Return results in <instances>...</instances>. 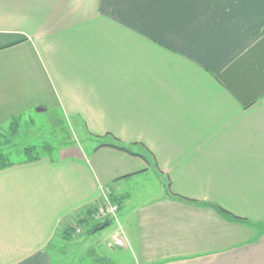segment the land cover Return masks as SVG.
<instances>
[{
    "label": "crops",
    "instance_id": "1",
    "mask_svg": "<svg viewBox=\"0 0 264 264\" xmlns=\"http://www.w3.org/2000/svg\"><path fill=\"white\" fill-rule=\"evenodd\" d=\"M57 110L0 168V264H264V0H0V142ZM103 186L116 229L70 234Z\"/></svg>",
    "mask_w": 264,
    "mask_h": 264
},
{
    "label": "rangeland",
    "instance_id": "2",
    "mask_svg": "<svg viewBox=\"0 0 264 264\" xmlns=\"http://www.w3.org/2000/svg\"><path fill=\"white\" fill-rule=\"evenodd\" d=\"M55 115L57 117L56 120L55 117L51 118L49 112L46 113L34 112L32 114L34 121L28 119V117L24 119L22 118L19 133L17 134V136H13V135L4 136L2 138V143L0 142V146H1L0 150H2L3 148L6 151L5 153L8 154V156L12 161H19L22 160V158L26 157V155L28 154L23 150L24 146L31 143L37 144L34 153L32 152L33 154L42 155V153H46V152L49 153L47 149L48 147L49 148L51 147V149L56 151L62 145L67 144V142L64 140L67 139L68 135L72 134V131L70 130L68 123L63 118H61V112L59 110L56 111ZM75 128L80 129L77 126H75ZM34 130H36V132L41 131V135L36 134L37 139L35 140L33 139ZM78 134L81 140L83 141L80 143L82 146L86 147L87 149L89 146L92 145V141L88 140L87 138L88 136L86 135V133H84L82 130H79ZM7 138L10 140L9 144H6L7 142H9ZM107 188L111 191L110 199H112V201L114 202H117L116 200L117 198L113 195L114 193L112 188L108 186ZM96 214H97V208L90 215L91 219L85 218L74 221V223L72 224V228L69 229L70 234L76 233L78 227H82V231L87 230L89 227L93 225L92 220L98 222L102 221V218L96 217ZM106 227H107V232H109L112 229H116V224L115 222H113Z\"/></svg>",
    "mask_w": 264,
    "mask_h": 264
},
{
    "label": "built area",
    "instance_id": "3",
    "mask_svg": "<svg viewBox=\"0 0 264 264\" xmlns=\"http://www.w3.org/2000/svg\"><path fill=\"white\" fill-rule=\"evenodd\" d=\"M102 194L104 197L97 207L96 217L102 218V221L106 219H117L119 213V204L110 199L111 191L107 188V186L102 187ZM120 229H123L122 226H120ZM79 232H82V227L77 228L76 233ZM116 241L121 244L124 242L123 238L119 235L116 236Z\"/></svg>",
    "mask_w": 264,
    "mask_h": 264
},
{
    "label": "trees",
    "instance_id": "4",
    "mask_svg": "<svg viewBox=\"0 0 264 264\" xmlns=\"http://www.w3.org/2000/svg\"><path fill=\"white\" fill-rule=\"evenodd\" d=\"M17 120L16 121H14V126H12L11 128L13 129V128H16V125L15 124H17ZM13 131V130H12ZM34 150H35V148H34V146H31V147H27V148H25V152L28 154V155H26V158H27V160H33V159H37V158H39L40 157V155L39 154H33L34 153ZM33 152V153H32ZM29 154H31V155H29ZM14 163V161H12L11 159H10V157L8 156V154L7 153H5L4 151H1L0 150V168H3V167H6V166H9V165H11V164H13ZM116 200H118V199H116ZM225 215H229V216H233L232 215V213L231 212H229L228 210H226V209H224V208H221V207H218ZM106 221H109L110 222V224H111V219H106V220H104V221H100V222H98V223H96L94 226H93V228L91 229V231L93 232V231H96V230H98L99 229V227L103 224V223H105Z\"/></svg>",
    "mask_w": 264,
    "mask_h": 264
},
{
    "label": "water",
    "instance_id": "5",
    "mask_svg": "<svg viewBox=\"0 0 264 264\" xmlns=\"http://www.w3.org/2000/svg\"><path fill=\"white\" fill-rule=\"evenodd\" d=\"M109 224H110V222H109V221H106L105 223H103V224L99 227V229H102V228L108 226Z\"/></svg>",
    "mask_w": 264,
    "mask_h": 264
}]
</instances>
